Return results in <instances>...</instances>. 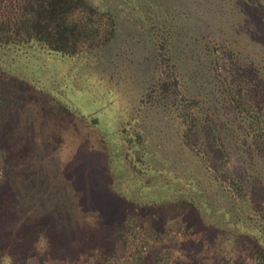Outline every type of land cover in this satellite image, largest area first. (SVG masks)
I'll use <instances>...</instances> for the list:
<instances>
[{
	"label": "trees",
	"instance_id": "trees-1",
	"mask_svg": "<svg viewBox=\"0 0 264 264\" xmlns=\"http://www.w3.org/2000/svg\"><path fill=\"white\" fill-rule=\"evenodd\" d=\"M226 1L252 49L239 22L204 32L214 0H0V264H115L144 216L179 221L192 248L179 264H264V0ZM114 100L131 108L117 123ZM80 125L100 135L105 208L27 213L15 178L37 170L29 135L59 145Z\"/></svg>",
	"mask_w": 264,
	"mask_h": 264
},
{
	"label": "rangeland",
	"instance_id": "rangeland-1",
	"mask_svg": "<svg viewBox=\"0 0 264 264\" xmlns=\"http://www.w3.org/2000/svg\"><path fill=\"white\" fill-rule=\"evenodd\" d=\"M90 1L103 9L108 0ZM214 4V15L200 21L204 32L230 36L239 22L241 29L238 31V41L252 49L254 42H251V34L246 30L248 25L242 14L233 12L235 4L227 5L226 0H214ZM103 99L108 101V95L103 94ZM114 101L106 106L107 114H103L116 119L113 122L117 123L130 113L131 108ZM92 105L93 102L90 101L83 103L86 108H91ZM39 115L37 105L29 103L21 110L19 128L29 132L30 125L40 119ZM64 132L63 142L59 145L55 144L49 129L29 135L31 146L23 155L26 163L36 165L37 170L33 174L15 178L22 206L29 214L45 213L56 217L63 214L68 215L70 220L84 214L97 215L106 205L102 192H105L107 179L105 161L99 146L100 135L97 130L82 125L68 128ZM77 193L78 196L75 197ZM62 202L64 207L61 208ZM150 220V216H144L140 222L130 226L127 232L129 245L120 248L115 264H179L182 259L187 258L189 253L185 252L187 248L192 251V248L188 236L179 227V221L171 220L163 224ZM79 257V261L83 262L85 255L81 254ZM45 260V256L38 258V264H46ZM75 261L72 257L60 262L49 261L47 264H74ZM202 263L209 264L210 261L205 259ZM17 264L33 263L23 261Z\"/></svg>",
	"mask_w": 264,
	"mask_h": 264
},
{
	"label": "clouds",
	"instance_id": "clouds-1",
	"mask_svg": "<svg viewBox=\"0 0 264 264\" xmlns=\"http://www.w3.org/2000/svg\"><path fill=\"white\" fill-rule=\"evenodd\" d=\"M6 264H7V262H6Z\"/></svg>",
	"mask_w": 264,
	"mask_h": 264
}]
</instances>
